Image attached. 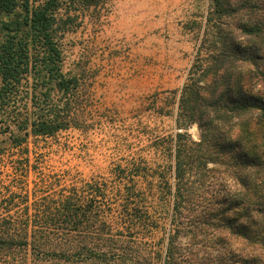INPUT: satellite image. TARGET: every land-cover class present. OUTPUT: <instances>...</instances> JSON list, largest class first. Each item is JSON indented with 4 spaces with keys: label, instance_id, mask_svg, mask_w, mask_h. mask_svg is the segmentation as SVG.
I'll use <instances>...</instances> for the list:
<instances>
[{
    "label": "trees",
    "instance_id": "obj_1",
    "mask_svg": "<svg viewBox=\"0 0 264 264\" xmlns=\"http://www.w3.org/2000/svg\"><path fill=\"white\" fill-rule=\"evenodd\" d=\"M113 1L0 0V147L22 156L29 138L92 125L95 72L88 61L65 64L63 39L86 20L97 25ZM211 5L210 58L180 88L179 130L161 145L169 164L151 175L167 212L160 248L138 241L157 226L133 184L120 188L114 207L94 180L32 204L0 199V264H264V90L244 83L248 75L264 85V0ZM193 123L199 139L187 131ZM19 208L25 216L13 218Z\"/></svg>",
    "mask_w": 264,
    "mask_h": 264
},
{
    "label": "rangeland",
    "instance_id": "obj_2",
    "mask_svg": "<svg viewBox=\"0 0 264 264\" xmlns=\"http://www.w3.org/2000/svg\"><path fill=\"white\" fill-rule=\"evenodd\" d=\"M211 6V0H114L97 25L86 20L66 34L65 64L88 61L95 72L90 79L92 125L29 138V151L22 156L7 142L1 144L0 199L32 204L62 186L97 180L106 188L103 202L115 207L120 188L132 183L148 222L157 226L138 241L147 251L158 250L168 228L167 212L157 202L158 184L152 178L169 164L161 145L179 130L175 113L180 88L190 73L201 74L210 58L208 44L215 36L206 19ZM256 82L244 77L246 88L264 90ZM187 131L199 139L197 123ZM260 147L264 155V142ZM18 164L23 167L16 170ZM14 210L13 218L25 216L21 208ZM27 215L34 216L32 208Z\"/></svg>",
    "mask_w": 264,
    "mask_h": 264
}]
</instances>
